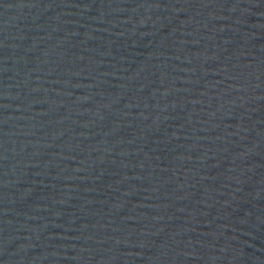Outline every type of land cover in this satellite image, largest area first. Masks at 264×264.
I'll return each mask as SVG.
<instances>
[{
    "label": "water",
    "instance_id": "1",
    "mask_svg": "<svg viewBox=\"0 0 264 264\" xmlns=\"http://www.w3.org/2000/svg\"><path fill=\"white\" fill-rule=\"evenodd\" d=\"M0 264H264V0H0Z\"/></svg>",
    "mask_w": 264,
    "mask_h": 264
}]
</instances>
